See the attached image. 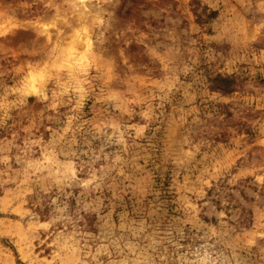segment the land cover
I'll use <instances>...</instances> for the list:
<instances>
[{
  "label": "rangeland",
  "instance_id": "obj_1",
  "mask_svg": "<svg viewBox=\"0 0 264 264\" xmlns=\"http://www.w3.org/2000/svg\"><path fill=\"white\" fill-rule=\"evenodd\" d=\"M20 263L264 264V0H0Z\"/></svg>",
  "mask_w": 264,
  "mask_h": 264
},
{
  "label": "trees",
  "instance_id": "obj_2",
  "mask_svg": "<svg viewBox=\"0 0 264 264\" xmlns=\"http://www.w3.org/2000/svg\"><path fill=\"white\" fill-rule=\"evenodd\" d=\"M210 89L215 92L222 93L224 95H231L237 88V81L233 77L218 75L217 77L210 79ZM92 226V220H90ZM22 264V263H20Z\"/></svg>",
  "mask_w": 264,
  "mask_h": 264
}]
</instances>
